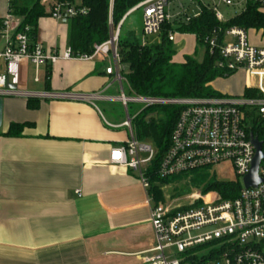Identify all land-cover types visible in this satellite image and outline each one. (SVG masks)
I'll list each match as a JSON object with an SVG mask.
<instances>
[{
  "label": "crops",
  "instance_id": "1",
  "mask_svg": "<svg viewBox=\"0 0 264 264\" xmlns=\"http://www.w3.org/2000/svg\"><path fill=\"white\" fill-rule=\"evenodd\" d=\"M4 1L0 9L10 2ZM140 11L143 25L141 9L125 20ZM69 32L68 25L48 16L38 22L37 41L46 51L61 54L70 47ZM122 33L121 26L120 37ZM132 33L145 44L136 31L125 34ZM184 35L196 41L194 35ZM192 51L186 43L176 50L185 54L173 61L182 63ZM111 66V56L60 60L42 67V86L31 90L102 97L91 102L37 99L31 107L26 99H3L0 264H143L145 252L154 247L149 194L134 170L110 162L111 151L129 138L128 129H122L127 114L122 119L109 109L111 102L123 106L117 100L120 86L105 73ZM29 72L23 81L28 90ZM243 76L238 93L221 94L242 95L254 85L253 78ZM122 110L126 113L124 106ZM140 113L130 115L133 122ZM12 124L24 125L18 136L9 135Z\"/></svg>",
  "mask_w": 264,
  "mask_h": 264
},
{
  "label": "built area",
  "instance_id": "2",
  "mask_svg": "<svg viewBox=\"0 0 264 264\" xmlns=\"http://www.w3.org/2000/svg\"><path fill=\"white\" fill-rule=\"evenodd\" d=\"M219 2L238 9L239 13L249 4L264 12V0ZM170 4V0H146L130 11L142 10L145 38L159 36L165 23L187 13L182 9L180 13L171 14ZM44 5L48 16L63 25L84 12L59 0H45ZM202 5L210 9L218 21L228 20L215 4ZM124 20L117 27L110 22V38L96 46L92 54L74 55L70 48L59 54L46 51L41 43L33 40L30 27H22L23 19L8 3L0 9V98L60 102H91L102 98L100 94L30 91L23 87L24 74L34 69V82L39 83L42 67L60 60L87 61L111 56L113 66L107 67L105 73L120 86L122 94L117 100L126 109L124 126L129 138L111 151L110 162L134 170L152 202L151 226L156 242L145 252L143 264H264V160L258 170L260 183L246 188L244 182L256 157L252 138L262 142L253 131L264 123V48L252 47L248 32L238 27L214 29L206 40L209 54L217 56L216 66L224 75L242 72L256 79L253 86L245 89V92L251 91L250 95L244 92L238 96L160 98L133 92L130 96L124 91L127 80L118 53ZM169 40H175L174 33H170ZM8 85L15 88H8ZM131 103L144 108L177 106L180 109L169 147L156 168L153 166L158 154L156 148L141 144L134 134L133 118L129 113ZM225 163H230L236 176L243 180V186L230 198L197 192L186 205L172 200L155 203L153 173L167 179Z\"/></svg>",
  "mask_w": 264,
  "mask_h": 264
},
{
  "label": "trees",
  "instance_id": "3",
  "mask_svg": "<svg viewBox=\"0 0 264 264\" xmlns=\"http://www.w3.org/2000/svg\"><path fill=\"white\" fill-rule=\"evenodd\" d=\"M146 0H59L61 3L83 10L68 24L69 48L74 55H90L95 47L110 38L112 21L117 27L120 21L139 3ZM13 12L23 19L22 27H30L31 38L37 41L38 22L48 17L42 0H10ZM238 27L246 31L254 30L264 33V12L257 6L249 4L247 9L226 22L216 19L214 13L200 4L198 16L181 14L174 20L163 25L159 41L152 44H143L134 33L120 37L118 53L123 66L129 72L126 79L134 93L141 96L160 98H206L215 96H230L221 94L213 89V82L219 78L226 79L235 74L224 75L218 70L217 56L210 55L207 39L217 28ZM189 34L196 37L197 50L202 48L201 60L195 56H186L182 63L173 61L177 54L173 41L169 40L170 33ZM246 95L251 91L246 90ZM238 96V95H237ZM37 99H29V106L33 107ZM179 107L154 106L148 107L134 119L133 127L136 138L140 141L151 140L158 150L154 161V168L169 147L170 137L176 123ZM24 125L12 124L9 135L18 136ZM264 129V128H263ZM263 142L262 127H255L253 131ZM203 170L193 171L167 179H161L153 173L152 192L155 203L162 201L160 185L174 178L191 174L195 184L205 185L203 194L217 193L222 199L230 198L238 192L239 186L214 181L213 177Z\"/></svg>",
  "mask_w": 264,
  "mask_h": 264
},
{
  "label": "rangeland",
  "instance_id": "4",
  "mask_svg": "<svg viewBox=\"0 0 264 264\" xmlns=\"http://www.w3.org/2000/svg\"><path fill=\"white\" fill-rule=\"evenodd\" d=\"M5 0L4 2H6ZM43 2L45 0H42ZM171 4L169 6V11L171 14L175 15L177 13L182 12V9H185L189 15H195L198 14L200 11V4H215L218 7V10L223 14L225 19H230L235 17L239 11L236 8L227 7L224 4H221L219 0H179V1H173L170 0ZM129 13V12H128ZM142 13L141 11L138 14H131L129 15L124 23L122 24V34L121 37L123 38V35L130 31L134 30L136 31L141 38L142 36ZM124 19V18H123ZM122 19V20H123ZM121 20V21H122ZM120 21V22H121ZM119 25V24H118ZM175 37L177 38V42L174 44V48L179 52L183 45H186L188 43L189 45H193V53H186L195 56L198 60L202 59L203 56V50L202 48H198V51H194L196 41L193 37H185L183 34H179L177 32H173ZM249 37V43L252 47L256 48H264V33L260 31H254L249 30L248 32ZM145 40L146 44H152L159 41V38L157 37H150V38H143ZM152 40H154L152 42ZM197 47V46H196ZM197 50V48H196ZM189 52V51H188ZM182 54L185 53H177L175 55L176 59L180 60L182 58ZM124 68V74L128 73L129 70L127 67ZM29 78V88L31 90H36L40 86H42V83H35L34 82V69L33 72H29L28 74ZM244 76L242 72H239L235 75H232L229 78L220 80L214 84V89L219 93H227V94H233L236 90H239L240 86L244 83ZM254 82H256V79H254ZM124 87L126 90V94L133 96L134 94H131L128 90V83L127 81L124 82ZM136 94V93H135ZM110 111L114 112L117 115H120L122 119H126V113L123 109V106L118 102H111L109 104ZM129 113L131 116H134L139 111L144 110V106L137 103H131L129 104ZM262 130L264 131V123L262 124ZM124 131H127V128H122ZM141 144L145 145H152L155 147L153 142L151 140L149 141H139ZM156 148V147H155ZM157 150V148H156ZM158 152V150H157ZM264 166V161H263ZM203 172H206L209 175V178L213 177L214 181H219L223 183H229L234 184L236 186L242 187L243 186V180L236 176L233 167L230 163L221 164L218 166H214L211 168H207ZM160 189L162 190V201L165 200H172L176 201L177 203H180L181 205H186L190 202L192 196L196 194L197 192H202L205 185L195 184L193 182V176L191 174L183 175L181 177L174 178L168 182H165L164 184L160 185Z\"/></svg>",
  "mask_w": 264,
  "mask_h": 264
},
{
  "label": "water",
  "instance_id": "5",
  "mask_svg": "<svg viewBox=\"0 0 264 264\" xmlns=\"http://www.w3.org/2000/svg\"><path fill=\"white\" fill-rule=\"evenodd\" d=\"M8 88H15L14 86L8 85ZM4 100L0 98V128L2 127L3 123V107H4ZM252 142L255 146L256 149V157L253 162L252 168L250 173L245 177L244 182H245V187H256L259 183L260 180L258 179V170L260 167L261 162L264 160V152H263V144L260 142L257 138H252Z\"/></svg>",
  "mask_w": 264,
  "mask_h": 264
}]
</instances>
